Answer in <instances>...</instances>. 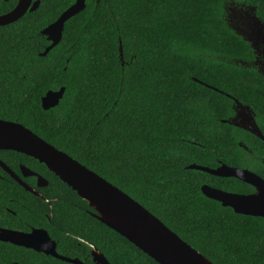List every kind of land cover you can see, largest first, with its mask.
<instances>
[{
	"label": "trees",
	"instance_id": "trees-1",
	"mask_svg": "<svg viewBox=\"0 0 264 264\" xmlns=\"http://www.w3.org/2000/svg\"><path fill=\"white\" fill-rule=\"evenodd\" d=\"M39 1L0 27V120L23 125L96 173L212 264H264V218L235 214L200 191L248 194L252 187L187 169L248 163L264 180L263 142L221 122L231 115V97L256 110L264 105V78L236 63L252 60L251 47L226 19L232 3L254 8L264 22V0H86L45 56L50 42L41 31L74 0ZM15 4L0 0V15ZM61 87L58 105L44 111L42 97ZM237 142L256 154L246 159ZM0 161L48 183L37 188L23 179L36 197L0 169V228L43 229L59 255L84 264H92V247L109 264H157L93 218L44 165L5 150ZM0 264L70 263L0 242Z\"/></svg>",
	"mask_w": 264,
	"mask_h": 264
},
{
	"label": "water",
	"instance_id": "water-1",
	"mask_svg": "<svg viewBox=\"0 0 264 264\" xmlns=\"http://www.w3.org/2000/svg\"><path fill=\"white\" fill-rule=\"evenodd\" d=\"M13 1L16 2L13 9L0 15V27L16 22L26 12L35 11L40 2L39 0ZM85 2L86 0H74V3L56 21L41 31L42 36L50 42V45L40 56H45L60 42L63 24L82 11ZM227 11L228 27L246 41L252 49H256L258 43L264 41V33L260 31L261 27L259 26L261 22L251 16L236 15L234 8L230 9L231 12L228 9ZM119 51L121 52V48ZM63 93L64 88L62 87L57 91H48L41 99L42 109L46 111L56 107ZM230 124L239 126L236 122ZM248 130L264 141V137L254 121ZM0 131L3 132L0 135V151L17 152L44 165L50 173L58 177L62 183L87 203L88 207L93 210L91 213L93 218L126 239L157 264H212L139 203L93 171L82 166L66 153L36 136L23 125L0 120ZM0 169L25 191L36 197H40V195L24 183L22 178L35 176L37 188H44L48 185L44 178L37 176L27 167L19 166L20 177L1 161ZM187 169L201 171L215 177L235 178L251 186L254 192L248 195L227 193L208 185H202L200 191L206 198L232 209L235 214L264 218V180L255 173L226 165L210 169L191 164ZM0 242L50 255L70 264H83L77 259H68L57 255L55 243L42 229H34L29 233H24L0 228ZM44 242L46 244H42ZM91 256L92 261L96 264H109L104 256L93 247L91 248Z\"/></svg>",
	"mask_w": 264,
	"mask_h": 264
},
{
	"label": "flooded vegetation",
	"instance_id": "flooded-vegetation-1",
	"mask_svg": "<svg viewBox=\"0 0 264 264\" xmlns=\"http://www.w3.org/2000/svg\"><path fill=\"white\" fill-rule=\"evenodd\" d=\"M259 26L261 27L260 28V31L262 33H264V22H261V25H259ZM251 50H252V52H251L252 53V60H249V61H240L239 60L236 63H238V64H240V65H242L244 67L251 68V69L255 70L256 73L260 77H263L264 78V41L259 42L258 45L256 46V49H252L251 48ZM259 95L261 97H264V87H262L260 89ZM231 100H232L231 115H229L226 119H223V121H225V122H223V121H221V122L222 123H227V124L231 125L232 127H234L235 129H240V130L248 133L252 137V140L251 141H253V139H259L260 141H262L256 135L252 134L248 130V128H250L251 124L254 121V123L257 126L258 130L260 131L261 135L264 137V127L262 128V126H264V105H262L261 107H259L261 110H256L253 107V103H247L246 104V103L241 102L240 100H238L235 97H231ZM259 121L261 122V125H258V122ZM231 122H236V123L239 124V126H234V125L230 124ZM262 142H263V145H264V141H262ZM237 146L241 150H243V155L246 156L245 157L246 159L249 158V155H255L256 152H257L256 148L251 147L248 144L243 143V142H237ZM259 160H260V163L264 166V158H260ZM247 164L248 163H245L243 167H232V168H239V169H242V170H247V171L253 172V171H251L249 169V167L247 166ZM220 165H224V163H222L219 160H216V166L219 167ZM228 167H231V166H228ZM31 171L34 174H36L37 176H41L42 178H44L38 172H35L33 170H31ZM218 178H222V177H218ZM23 179H33L34 180V184L36 186L37 178L35 176H31V177H27V178H22V181H23ZM224 179H226V178H224ZM221 191H223V190H221ZM224 192H227V191H224ZM253 192H254V189L252 190V192H249L248 194H252ZM227 193H234V192H227ZM234 194H241V193H234ZM248 194H242V195H248ZM34 229H39L40 230V228H33L30 231L24 232V233H29V232H31ZM55 251H56V247H55ZM35 253H37V252H35ZM40 254H43V253H40ZM56 254L59 255L57 252H56ZM89 254H90V257H91L92 264H96L95 262L92 261L91 251L89 252ZM43 255L44 256H47V257H52L50 255H45V254H43ZM59 256H61V255H59ZM61 257H63V256H61ZM52 258H54V257H52ZM64 258H66V257H64ZM54 259H56V258H54ZM68 259H70V258H68ZM72 259H77V258H72ZM57 260H59V259H57Z\"/></svg>",
	"mask_w": 264,
	"mask_h": 264
},
{
	"label": "rangeland",
	"instance_id": "rangeland-1",
	"mask_svg": "<svg viewBox=\"0 0 264 264\" xmlns=\"http://www.w3.org/2000/svg\"><path fill=\"white\" fill-rule=\"evenodd\" d=\"M231 8H234V11H235L236 15L241 14V16H248V17L251 16L254 19H257L258 21H260L259 18L255 14V9L254 8L245 7V6H237V5H234L232 3H229L228 10L230 11ZM227 14H228V11L226 12V19H227Z\"/></svg>",
	"mask_w": 264,
	"mask_h": 264
},
{
	"label": "snow or ice",
	"instance_id": "snow-or-ice-1",
	"mask_svg": "<svg viewBox=\"0 0 264 264\" xmlns=\"http://www.w3.org/2000/svg\"><path fill=\"white\" fill-rule=\"evenodd\" d=\"M3 134V132L2 131H0V135H2ZM42 244H46V242H44V243H42Z\"/></svg>",
	"mask_w": 264,
	"mask_h": 264
}]
</instances>
